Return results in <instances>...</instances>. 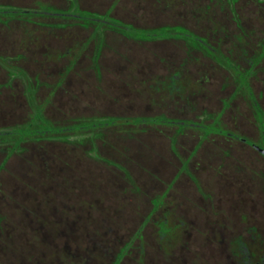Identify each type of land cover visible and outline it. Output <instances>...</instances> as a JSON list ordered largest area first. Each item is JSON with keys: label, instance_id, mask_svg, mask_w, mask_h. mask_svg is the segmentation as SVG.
I'll list each match as a JSON object with an SVG mask.
<instances>
[{"label": "flooded vegetation", "instance_id": "af4514ba", "mask_svg": "<svg viewBox=\"0 0 264 264\" xmlns=\"http://www.w3.org/2000/svg\"><path fill=\"white\" fill-rule=\"evenodd\" d=\"M32 1L33 4L26 5L20 0H0V47L5 44L4 33L10 26L27 34V40L20 41L24 47L36 44L31 35L41 33V29L52 31L60 27V23L41 19L57 16L64 21L61 27L73 22L92 28L93 34L82 43V48L91 42L95 44L92 61L95 75L100 77L102 64L128 63L132 71L139 70L140 58L128 54V48L134 44L142 47L148 42L164 41L172 45L153 55L169 67L168 71L157 74L153 86L148 74L142 76V82L153 88L158 101L170 108L173 115L162 109L164 114L153 117H97L67 123L101 124L115 120L111 129L103 133L124 134L126 150H131L134 143L139 146L141 150L138 147L135 153L142 151L150 167L147 174L155 180L153 185H160L157 194L150 198L151 203L158 198L157 204H151L140 227L131 233L130 242H124L118 250L103 249L102 245L107 246L104 233L101 229L93 232L97 241L94 264H120L132 252L133 240L144 238L142 230L150 223L158 237V264H264V90L256 92L252 86L255 78L251 79L264 61V0H130V8L125 11L141 23L120 17L116 7L121 0L111 1L104 10L82 6L85 0H65L64 7ZM150 17L159 18L160 23L146 24ZM20 59L16 55L8 60L16 63ZM217 65L230 72L236 87L224 94L230 81L224 77L226 84L221 83L217 90L220 93L215 96L208 84L218 71ZM5 67L6 56L0 54V91L6 87L7 77L19 80L23 76L20 72L5 74ZM247 70L251 73L243 79L241 75ZM69 71L64 75L65 81ZM211 95L220 105L210 114L207 108L210 102L214 105ZM240 98L244 99L243 113L251 109L252 125L258 136H251L244 126L223 125L226 112L233 113V122L240 115L239 107H235ZM195 111L204 112L206 120L198 115L187 117ZM137 118L141 120L136 121ZM149 118L158 121H148ZM151 129L156 131V140L137 139ZM97 133L102 131L93 133L92 151L96 158L116 160L115 153L102 156L98 152L102 138L98 139ZM153 145L155 149L150 147ZM132 153L130 157L134 156ZM249 156H254L260 166H250ZM168 173L171 175L166 182L162 176ZM84 236L83 229L79 237ZM145 252L140 244L139 264ZM106 253L111 254L110 261L102 263L98 256L104 257ZM61 256L66 264H86L85 248H78L76 259L71 254Z\"/></svg>", "mask_w": 264, "mask_h": 264}, {"label": "rangeland", "instance_id": "374dc122", "mask_svg": "<svg viewBox=\"0 0 264 264\" xmlns=\"http://www.w3.org/2000/svg\"><path fill=\"white\" fill-rule=\"evenodd\" d=\"M38 1L52 3L58 7H64L65 4V0ZM111 1L113 0H85L82 6L104 10L110 6ZM20 3L31 5L34 1L20 0ZM117 3L116 8H118V14L122 19L141 23V20L132 18L125 11L130 8V0H121ZM54 18L51 20L44 18L41 21L47 20L55 24L60 23V27H55L52 31L41 29V33L31 35L30 37L34 38L36 44L30 43L29 47L20 44L21 40H27V34L18 33V27L10 26L11 28H8L4 33L5 44L0 47V54L20 56L21 59L14 64L23 69L28 76L26 78H36V80H33L34 90L32 93L27 91L28 88L26 87L28 86H25L23 77L20 80L13 81V86L10 89L7 87L0 91V130H8L15 125L26 124L30 115L34 113L35 105L38 102L45 103L44 109L41 111L43 118L53 121L57 125L71 123L74 120H93L97 117H101V120L108 117L127 119L135 116L153 117L164 114L162 109L166 110L168 115H173L170 108L158 101V94L153 92V88L150 87L153 86L155 76L165 73L168 71L166 69L169 68L159 63L157 57L153 55L154 53L161 54L164 47L172 46L170 43L164 41L148 42L142 47L134 44L128 48L130 50L128 54L132 53V56L140 58L139 70L132 71L131 65L128 63L117 66L102 64L101 73L103 74L96 77L92 61L95 44L91 42L88 47L82 48V43L93 34L92 28L73 25L75 24L73 22L61 27V25H64V21L57 16H54ZM158 23H160L159 18L155 19V17H150L146 22L149 25ZM29 29H32V25ZM69 47L72 48V51L68 50ZM66 52L67 56H65ZM67 67H70L71 70L69 71V79L61 87H56V82ZM217 69L218 71L213 74L212 83L208 84L215 91V96L220 93L217 90L221 83L226 84L224 77L230 78L224 94L231 92L236 87L230 72L222 69L219 65H217ZM5 70L8 71L9 68L5 67L2 71L5 72ZM249 73H251L250 70H247L242 73L241 77L244 79L247 76L246 74ZM144 74L145 76L148 74L152 80L149 87L147 83L143 84L142 82ZM253 78H255L252 83L254 90L256 92L264 90V61L259 65L256 76L251 79ZM26 85H28V81ZM15 91H17V94H15ZM215 96H210L212 101L214 100V105L212 106V102H210L209 108H207L210 114L214 113V110L216 111L220 105L218 102L216 103ZM243 100L240 98L239 101L235 102V107H239L238 112L240 113V115H237L235 123L231 116L233 113L226 112L223 125L226 127L236 126L235 128L238 125L244 126L251 136H258V131L252 125L254 121L251 109L247 108L245 109L247 112L243 113L244 107H241L244 103ZM211 106L214 109H211ZM199 110L202 109L199 108ZM200 111H195L196 114L188 113L186 115L189 118H195L198 115L201 116V120H206V114ZM250 119L251 123H249ZM117 124H122V122ZM93 133L92 130L88 129L78 135H67L65 141L62 138L53 137V140L49 143L54 145L56 150L61 149L63 155L69 153L65 156L69 157L68 165L70 167L67 165L65 171L56 168L55 173L66 176L65 181H63L64 197L74 198L73 201L71 199L66 201L71 204L75 201V208L79 205L82 206L77 210L75 208L70 209V207L65 209L67 211L64 217L66 219L73 217L74 214H78L79 209V213L85 217L84 228L86 227V231L93 233L95 231L100 232L101 229L107 243V246L103 248L118 250L124 242H130L131 233L140 227L143 218L151 208L150 198L157 194L160 185H153L155 180L147 174L146 171H150V167L148 168L143 153L137 155L138 157H130L132 160L129 164L123 163L131 176L130 179L118 166L113 163L109 164L99 159L100 157L96 158V153L90 150V146L94 148ZM155 133L156 131L153 129L149 132L147 130L145 136L140 135L137 139L142 142H145L148 138L156 140L157 135ZM84 138H88L85 144L75 143L77 139L83 140ZM165 142L168 143V140H165ZM134 144L131 149L132 152H135L139 147L134 146ZM31 146L33 145L28 144L26 147ZM150 147L155 149L156 145ZM107 148H100L98 152L102 156L108 155L106 154L109 153ZM19 153V151H15L4 162L3 169L0 170V185L9 184L13 179L11 175L18 174L23 168L21 157H25V153L21 155ZM3 156L0 152V164L3 161ZM113 157L118 159V155H113ZM252 157L256 159L254 156ZM253 158L250 156L247 158L250 166L255 167L256 163L260 166V162L257 159L253 160ZM170 167L172 171L173 166ZM32 169V167L28 169L29 174L33 172ZM170 175L171 173L163 174L162 178L167 182ZM0 212L4 216L10 217L15 213V209L1 206ZM20 228L23 233L18 234L19 232H15L10 236H5L12 248L3 252L0 250V264H40L41 261H43V264H61L59 257L62 255V248H60L62 236L54 238L53 244H51V242L48 243L41 240V238H36L34 229H27L25 226H20ZM154 228L151 223L144 226L142 230L144 238L133 240L130 247L132 252L125 256L120 264H139L140 257L137 251L140 249V244H143L146 250L142 264H158V237ZM55 229L56 226H54V231ZM80 241L82 240H78L76 244H79ZM50 250H53V255ZM90 253L91 256H88L89 261L86 264H94L95 251ZM72 255L75 259L77 258L76 251H73ZM110 255V253H106L104 257L98 256V258L102 263H109ZM62 264L65 263L62 262Z\"/></svg>", "mask_w": 264, "mask_h": 264}, {"label": "trees", "instance_id": "16d2710c", "mask_svg": "<svg viewBox=\"0 0 264 264\" xmlns=\"http://www.w3.org/2000/svg\"><path fill=\"white\" fill-rule=\"evenodd\" d=\"M10 58L11 56H6V67L9 68L7 73L11 74L20 72L23 75V81L25 80V86H28L26 87L28 88L27 91L32 93L34 90L33 80H36V78H26L28 77L27 74L24 73L21 67H17L12 61L9 62L8 59ZM68 71L69 68L67 67L65 72H63L59 80L56 82V87H61L63 85L65 82L64 75ZM6 79L5 88L12 87V82L15 81V79H11V77L10 79L9 77ZM27 81L28 85H26ZM44 105V102H38V104L35 105L34 113L30 115L26 124L15 125L8 130H0V152L4 155L3 161L0 164V170L3 169L4 162L7 158H9V156L15 151H19V155L25 153V157H21L23 168L21 167L22 169L20 172L16 175H11L13 179L9 184L0 185V207H13L15 209V213L10 217L6 215L4 216L0 212V250L7 251L9 248H12L11 245L8 244L5 236H10V234L15 232H19L18 234L23 233L20 226H25L27 229H34L35 232H33L37 238H41V240H45V242L48 243L51 242V244H53L52 242L54 238L62 236L60 247L62 248L61 252L67 255H72L73 251L77 252L79 247L85 248L87 255L85 263H88V256L90 257L91 254L90 252L97 249L96 238L93 233L86 231V227L84 228L83 222L85 217L79 213V209L82 206L79 205L75 208V201L72 204L69 203V201H66L70 199L73 201L74 198L72 199L70 196L64 197L63 181H65L66 176H60L55 173L56 168L65 171L69 164V157H66L65 155H69V153H64L63 155L61 149L56 150L54 145L49 143L53 140V137H59L65 141L67 135H78L88 129L93 132L102 131L100 135L97 133V138H102L99 147H108L107 151H109V153H106L108 155H113L114 153L115 155H118V159L106 162L118 166L122 172H126L128 177L130 174H128L123 163L127 165L131 162L132 157L130 158L129 153L132 152L126 150L124 134H115L111 132L103 133L104 130L108 131L111 129V125H114L116 122L115 120L102 121L101 124H83L82 122V124L57 125L53 121L45 120L43 118L41 111H43ZM140 120V118L136 119V121ZM147 120L158 121V119L153 118ZM87 139L88 138H84L83 140L77 139L75 143L82 145L85 144ZM2 143L3 145H1ZM28 144H32L33 146L26 147ZM114 148L116 151H113ZM90 150H93L91 146ZM140 150L137 151V154L135 151L132 155L138 157L137 155L142 152H140ZM31 167L33 168V172L29 174L28 169ZM68 167L70 166L68 165ZM61 177L62 179H60ZM130 178L131 176L129 179ZM157 199L158 198H154L152 203L157 204ZM69 207L70 209H79L77 211L78 214H74L73 217L67 218V220L64 217V214L67 211L65 209H69ZM54 226H56L55 231ZM83 229L85 236L82 239L79 235L83 233ZM80 239L82 241H80L79 244H76ZM103 242L104 241L102 240V243ZM103 247L105 246L102 245L101 248ZM59 258L61 264L62 262L66 264L61 255ZM40 264H43V261H41Z\"/></svg>", "mask_w": 264, "mask_h": 264}]
</instances>
